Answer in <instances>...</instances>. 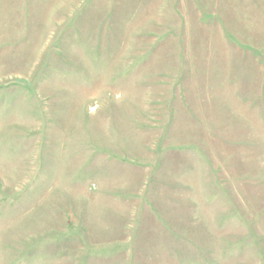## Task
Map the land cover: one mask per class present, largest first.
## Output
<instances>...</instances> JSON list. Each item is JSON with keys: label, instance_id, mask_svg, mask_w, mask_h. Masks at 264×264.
<instances>
[{"label": "rangeland", "instance_id": "obj_1", "mask_svg": "<svg viewBox=\"0 0 264 264\" xmlns=\"http://www.w3.org/2000/svg\"><path fill=\"white\" fill-rule=\"evenodd\" d=\"M99 158L142 180L108 242ZM0 264H264V0H0Z\"/></svg>", "mask_w": 264, "mask_h": 264}, {"label": "crops", "instance_id": "obj_2", "mask_svg": "<svg viewBox=\"0 0 264 264\" xmlns=\"http://www.w3.org/2000/svg\"><path fill=\"white\" fill-rule=\"evenodd\" d=\"M254 85L256 88L260 87L259 82H255ZM99 160L93 166L96 176L92 180L95 181V187H89L90 181L81 180L80 175L76 181L73 178L70 184L68 183L69 188L65 190L67 194L66 208L72 209L71 213L76 215L80 224L83 223L88 232L90 230L92 241L108 242L117 238L119 232L117 222L125 225L127 212L124 211V207L127 205L126 202L132 199V197L128 198L127 195L133 194L135 188L139 189L142 180L140 174L136 172V175H134L132 169H118L116 161L108 163V160H106L103 164V159L99 158ZM66 170L72 175L75 172L80 173L81 158H78L77 163L69 164V168L66 167ZM149 229L151 230L149 233L159 235L157 221L153 222ZM30 232L32 233V229H30ZM166 237L167 235L162 232V238L165 240ZM157 239L160 242L163 241L161 238ZM154 240L156 241V238ZM154 255L155 253L149 254V256Z\"/></svg>", "mask_w": 264, "mask_h": 264}]
</instances>
